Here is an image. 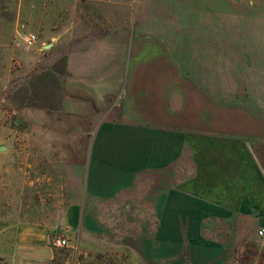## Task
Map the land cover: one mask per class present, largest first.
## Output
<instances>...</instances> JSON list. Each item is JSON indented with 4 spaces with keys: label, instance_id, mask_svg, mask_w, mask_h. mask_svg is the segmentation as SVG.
<instances>
[{
    "label": "crops",
    "instance_id": "1",
    "mask_svg": "<svg viewBox=\"0 0 264 264\" xmlns=\"http://www.w3.org/2000/svg\"><path fill=\"white\" fill-rule=\"evenodd\" d=\"M92 2L90 23L81 12L67 22L49 14L57 25L46 32L41 16L26 50L20 33L7 57L0 44V101L23 122L19 140L0 139V177L23 190L46 172L41 180L63 191L47 210L20 192L17 221L15 206H4L0 264H264V31L245 36L246 104L227 98L211 121L189 124L196 94L221 105L185 71L192 40L173 57ZM207 31L196 54L214 41ZM55 235L70 257L51 246Z\"/></svg>",
    "mask_w": 264,
    "mask_h": 264
},
{
    "label": "rangeland",
    "instance_id": "2",
    "mask_svg": "<svg viewBox=\"0 0 264 264\" xmlns=\"http://www.w3.org/2000/svg\"><path fill=\"white\" fill-rule=\"evenodd\" d=\"M102 1L104 2V5L101 6L102 12L109 16V20H114L115 15H117L118 28L122 27L125 31L155 35L157 42H160L156 45V49L159 51H171L173 57L179 58L181 57L180 52L183 43L192 40V46L191 44L188 48L184 46L187 50L184 63L189 66L185 71L190 78H203V82H207L203 83V88L206 91L209 89L208 92L213 93L217 100L220 99L221 105L216 106L215 103L213 105L212 102L206 100L208 97L205 94L203 99H200V95L196 94L198 100L188 101L189 124H197L201 119H203V123L206 120L211 121L212 110L225 109L228 104L227 98L229 99L228 102L233 105L236 104V107H243L246 104L243 99V72L249 67L246 66L243 60L244 44L247 43L245 36L247 40L248 36L255 35L256 31L257 33L264 31V0ZM97 4L92 0H0V44H6L7 49H4L7 53L6 57L9 55L8 46H11L14 36L18 33H20L18 35V45L22 50L27 49L28 45L23 38L26 39L31 35L37 36L34 32L35 24L37 21H43L40 20L41 16L56 14L57 17V15H61L64 21L67 22L69 15L80 14L81 12L85 14L81 16L82 21L90 23L91 13L95 14ZM56 17L55 19H57ZM52 19L53 17L44 18L43 29L46 32H50L53 25L58 23L52 21ZM112 20L111 24H114ZM207 30L213 32L214 41L213 43L209 41L204 46L200 45L202 48L197 49L201 53L196 54L195 44L197 41L195 38L199 34L201 38L198 39H202V35L208 32ZM252 39H254V36ZM191 49L192 52L190 53ZM160 52L157 53V59H162L159 58ZM215 52L218 53V59H215ZM199 54L200 58L197 60L196 56ZM161 55L164 57L163 52ZM163 60L165 61L167 58ZM199 64H203V67L196 68L195 66ZM2 78L3 73L0 72V79L4 84L5 78ZM194 92L193 95H195ZM2 98L3 92H0V100ZM246 102L248 106H251L250 101ZM255 104L258 105L259 102L256 101ZM0 112H2L0 113V130L7 128L10 132L9 136L1 134V142L8 143L6 140H10V134L15 136V140H19L20 129L23 127L22 120L17 115H13L6 106L4 107L2 102L0 103ZM3 112L6 113L3 115ZM18 120L21 121L20 125L16 124ZM16 143L18 142L16 141ZM16 167L18 166L16 165ZM44 173L46 172H41L40 175L36 174L40 179L37 182L34 178L37 176L33 175L32 179L35 183L23 190L18 187V182H12V187L5 185L2 177H0V217L3 215L4 206L11 202L12 207L15 206V211L17 210L12 213V220H18L20 205L18 194L20 192L26 194L25 199L32 209L38 206L42 210H47L52 204L61 201V196L57 197V195L63 192L58 187L62 185V182H57L58 186L55 187L48 186L47 180H41ZM4 189L8 191L11 189L12 196L10 199L4 197ZM44 214L46 215V213ZM61 251L64 255L70 257V250L64 249ZM124 264H133V262H124Z\"/></svg>",
    "mask_w": 264,
    "mask_h": 264
},
{
    "label": "built area",
    "instance_id": "3",
    "mask_svg": "<svg viewBox=\"0 0 264 264\" xmlns=\"http://www.w3.org/2000/svg\"><path fill=\"white\" fill-rule=\"evenodd\" d=\"M24 42L28 46H32L37 42V36L35 35L28 36L26 39L24 38ZM258 237L261 241V244L264 245V230L258 231ZM51 246L55 249H66L69 247V242L66 237L62 235H55L51 240Z\"/></svg>",
    "mask_w": 264,
    "mask_h": 264
},
{
    "label": "water",
    "instance_id": "4",
    "mask_svg": "<svg viewBox=\"0 0 264 264\" xmlns=\"http://www.w3.org/2000/svg\"><path fill=\"white\" fill-rule=\"evenodd\" d=\"M16 124H17V125H20V124H21V121L18 120ZM0 151H5V147H4V148L2 147V148L0 149Z\"/></svg>",
    "mask_w": 264,
    "mask_h": 264
}]
</instances>
